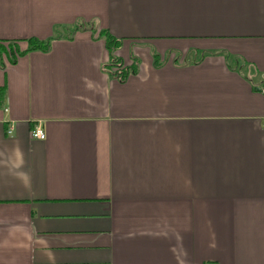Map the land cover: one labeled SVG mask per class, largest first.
Wrapping results in <instances>:
<instances>
[{
	"label": "crops",
	"instance_id": "1",
	"mask_svg": "<svg viewBox=\"0 0 264 264\" xmlns=\"http://www.w3.org/2000/svg\"><path fill=\"white\" fill-rule=\"evenodd\" d=\"M57 28L0 56V264H264V0H0Z\"/></svg>",
	"mask_w": 264,
	"mask_h": 264
},
{
	"label": "trees",
	"instance_id": "2",
	"mask_svg": "<svg viewBox=\"0 0 264 264\" xmlns=\"http://www.w3.org/2000/svg\"><path fill=\"white\" fill-rule=\"evenodd\" d=\"M86 27L85 25L76 26L77 29H81ZM61 28L55 29L54 37L52 39L46 41H39L37 39H30L27 41L28 47L25 51H22L18 48L17 44H9L8 47L0 45V56L5 55L7 57L8 62L11 65L17 63V60L20 57H24L33 52H48L51 48L52 42L59 39L61 34ZM101 36L104 38L106 42L107 49L109 51V61L107 65L104 66V69L111 76H116L123 79L127 76L128 70L123 69V65L121 60L116 56V50L120 44V42L113 38L108 32L103 31ZM5 88L0 89V106L2 105V101L4 98Z\"/></svg>",
	"mask_w": 264,
	"mask_h": 264
},
{
	"label": "built area",
	"instance_id": "3",
	"mask_svg": "<svg viewBox=\"0 0 264 264\" xmlns=\"http://www.w3.org/2000/svg\"><path fill=\"white\" fill-rule=\"evenodd\" d=\"M14 129L13 127H10L7 131V134L9 136L13 135ZM32 138L34 140L44 141L46 139L45 132L43 131V128L39 125L32 131Z\"/></svg>",
	"mask_w": 264,
	"mask_h": 264
},
{
	"label": "rangeland",
	"instance_id": "4",
	"mask_svg": "<svg viewBox=\"0 0 264 264\" xmlns=\"http://www.w3.org/2000/svg\"><path fill=\"white\" fill-rule=\"evenodd\" d=\"M70 31H71L72 33H74V32L76 31V27H75L73 30L71 29Z\"/></svg>",
	"mask_w": 264,
	"mask_h": 264
}]
</instances>
